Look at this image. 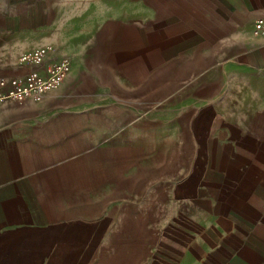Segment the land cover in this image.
<instances>
[{
  "label": "crops",
  "instance_id": "obj_1",
  "mask_svg": "<svg viewBox=\"0 0 264 264\" xmlns=\"http://www.w3.org/2000/svg\"><path fill=\"white\" fill-rule=\"evenodd\" d=\"M263 15L264 0H153L152 27L141 0H0V80L26 74L31 68L19 66L18 57L37 47H53L46 64L71 63L66 81L40 103L0 109V153L13 161L9 154L25 152L24 147L60 152L63 145H74L77 152L78 142L70 141L73 134L63 124L75 120L78 105L108 104L111 94L125 106L152 104L153 88L165 89L166 100L198 105L195 118L213 121L211 129L220 136L223 131L264 145V36L252 32ZM147 18L153 84L150 73L149 93L142 97L132 80L116 86L95 74L119 73L134 64L147 31L140 21ZM102 87L107 92L97 91ZM147 184L121 193L117 204L123 219L135 221L138 239L121 223L114 241L86 236L63 250L48 240L50 264H264V219L246 231L239 252L230 248L232 254L223 258L216 253L224 248L221 231L204 228V204L180 203L167 184ZM213 224L221 226V218Z\"/></svg>",
  "mask_w": 264,
  "mask_h": 264
},
{
  "label": "rangeland",
  "instance_id": "obj_2",
  "mask_svg": "<svg viewBox=\"0 0 264 264\" xmlns=\"http://www.w3.org/2000/svg\"><path fill=\"white\" fill-rule=\"evenodd\" d=\"M141 2L153 27V0ZM149 2L152 8H146ZM140 22L147 31L134 64L95 75L116 86L132 80L144 97L150 73L153 84V57L146 55L150 21ZM152 93V104L125 106L111 94L108 104L78 105L75 120L63 124L73 134L70 141L78 142V153L74 145H63L60 152L24 147L25 152L9 154L13 161L0 153V264H50L46 241H58L63 250L86 236L114 241L121 223L138 239L135 221L123 219L117 204L121 193L137 192L141 181L154 188L167 184L180 203L204 204L205 230L216 226L223 237L224 248L216 253L227 258L230 248L239 252L246 231L264 219L263 142L237 140L223 131L220 136L211 129L213 121L195 118L198 105L166 100L165 89ZM245 174L252 180L246 182ZM130 178L133 184L124 186ZM219 218L221 226L213 224Z\"/></svg>",
  "mask_w": 264,
  "mask_h": 264
},
{
  "label": "built area",
  "instance_id": "obj_3",
  "mask_svg": "<svg viewBox=\"0 0 264 264\" xmlns=\"http://www.w3.org/2000/svg\"><path fill=\"white\" fill-rule=\"evenodd\" d=\"M253 35L264 36V15L253 22ZM54 49L42 46L22 53L17 64L31 68L20 77L0 80V109L8 103L21 106L38 104L66 81L71 71L68 59L47 63Z\"/></svg>",
  "mask_w": 264,
  "mask_h": 264
}]
</instances>
